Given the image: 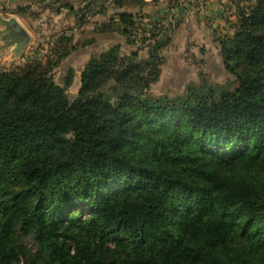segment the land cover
<instances>
[{
	"label": "trees",
	"instance_id": "16d2710c",
	"mask_svg": "<svg viewBox=\"0 0 264 264\" xmlns=\"http://www.w3.org/2000/svg\"><path fill=\"white\" fill-rule=\"evenodd\" d=\"M247 14L222 41L233 89L146 92L159 41L152 79L116 45L73 100L55 63L0 73V264H264V0Z\"/></svg>",
	"mask_w": 264,
	"mask_h": 264
},
{
	"label": "rangeland",
	"instance_id": "374dc122",
	"mask_svg": "<svg viewBox=\"0 0 264 264\" xmlns=\"http://www.w3.org/2000/svg\"><path fill=\"white\" fill-rule=\"evenodd\" d=\"M77 1L79 0H0V73L22 72L33 63H40L43 70L45 67L48 69L50 63H55L50 74L56 84L66 88L67 95L73 100L81 86L82 71L90 59L95 55L107 53L116 45L119 46L122 57H131L137 52L134 59L135 63L141 64V76L152 79L154 74L149 68L150 53L159 41L161 44L157 55L161 62L160 76L149 84L146 92L155 96L176 97L184 95L191 84H226L232 89L239 84L236 74L226 67L222 41L237 31L240 25V9L250 15V10L256 6L257 0L221 2L217 14L207 19L211 24L219 20L217 29L209 32L217 44L214 43L206 49L205 45L199 44L200 46L196 45L188 51L180 48L178 53L182 55L183 63L180 67L177 65L175 73L172 71L175 67L172 57L176 51L172 44L179 32L180 21H184L188 15L185 0H169L161 14H136L134 24L128 27L127 32L123 31L125 26L120 24L119 20H114V17L108 19L99 28L104 32L121 34L123 42H115L104 52L96 49L99 45L97 40L87 37L91 32L81 36V29L94 13L105 9L101 2L108 4L110 0H81L76 9L73 4ZM60 15L64 25L56 21ZM151 16L158 18L147 22L141 20ZM13 17L19 19L27 29L30 34L28 39L19 38L10 29L8 21ZM71 19H74V25L66 22ZM108 24L110 27L106 29ZM192 36L195 37L196 33ZM64 52H67V55L58 61V57ZM24 243L30 252L36 251L37 245L33 237H25Z\"/></svg>",
	"mask_w": 264,
	"mask_h": 264
},
{
	"label": "crops",
	"instance_id": "0c3cea01",
	"mask_svg": "<svg viewBox=\"0 0 264 264\" xmlns=\"http://www.w3.org/2000/svg\"><path fill=\"white\" fill-rule=\"evenodd\" d=\"M80 1L81 0L73 4L74 8H78L81 4ZM168 1L169 0H142L141 3H137L131 2V0H124L123 3H119L118 0H110L107 2L110 4L109 6L108 4L101 2L105 5V9L102 12L94 13V15H92L93 17L89 18V21L83 24L81 36L82 34L85 36L84 33L90 31L91 35H88L87 37H93L94 40H97L99 45H97L96 49L99 48L101 52H104L115 42H123V37L119 33L104 32L99 28L101 24L113 17L114 20H119V13H132L134 15L138 13L140 15L161 14L165 10ZM223 1L224 0H185L184 4L188 15L184 21H180L179 32L174 38L172 44V47L175 49L174 51H176V53L174 52L175 55L173 54L172 57V62L175 66L172 69V71L174 70V73L177 71V65L180 67V64L183 63L181 60L182 55H179L178 53L180 48H184V50L188 51L189 49H193L196 45L200 46L199 44L205 45V49L210 48L214 43L215 45L217 44L212 38V34L210 35L209 32L217 29L219 26V20L216 23L211 24L207 19H211L213 15L217 14L216 11L220 10L218 7ZM208 15H210L209 18ZM61 16L62 15L56 19L59 24H63V21L60 20L62 19ZM66 22L74 25V19L66 20ZM193 34L195 37L192 36ZM183 37L185 38L183 39Z\"/></svg>",
	"mask_w": 264,
	"mask_h": 264
},
{
	"label": "water",
	"instance_id": "95a60500",
	"mask_svg": "<svg viewBox=\"0 0 264 264\" xmlns=\"http://www.w3.org/2000/svg\"><path fill=\"white\" fill-rule=\"evenodd\" d=\"M10 29L18 36L19 38L28 39L30 37L29 32L23 26L19 19L13 17L8 21Z\"/></svg>",
	"mask_w": 264,
	"mask_h": 264
},
{
	"label": "built area",
	"instance_id": "2783aa9c",
	"mask_svg": "<svg viewBox=\"0 0 264 264\" xmlns=\"http://www.w3.org/2000/svg\"><path fill=\"white\" fill-rule=\"evenodd\" d=\"M155 18H158V16L145 17L141 20H144L145 22H147V21H151L152 19H155Z\"/></svg>",
	"mask_w": 264,
	"mask_h": 264
}]
</instances>
